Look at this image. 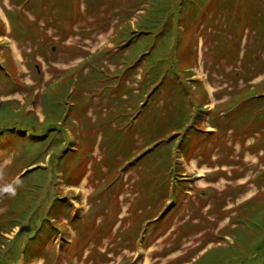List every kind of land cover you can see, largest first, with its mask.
<instances>
[{
  "label": "rangeland",
  "instance_id": "rangeland-1",
  "mask_svg": "<svg viewBox=\"0 0 264 264\" xmlns=\"http://www.w3.org/2000/svg\"><path fill=\"white\" fill-rule=\"evenodd\" d=\"M29 2L0 0V264H191L207 252L211 255L197 264H264V122L251 110L253 102L242 113L240 105L230 104L264 93V42L256 36L264 9L252 11L256 19L231 31L229 13L216 5L206 7L203 13L210 15H200L189 27L182 20L181 0ZM154 4L171 9V18L159 17L153 26L156 35L168 23L163 37L146 35L131 42L122 32L116 35L128 15L134 30L146 29L139 23L153 20L151 15L162 16ZM142 34L146 32L135 35ZM111 48L101 55L107 61L96 64ZM143 49L150 51L148 59ZM115 53L134 56L136 86L146 76V62L165 74L162 88L145 94L148 118L143 119V95L129 91H124L130 100L122 101L123 116L105 110L101 116L89 98L98 102L105 86L94 82L90 96L84 93L86 105L68 101L62 112L64 101H52L50 115L53 108L66 123L46 138L57 127L35 122L46 118L43 93L59 88L55 93L61 96L65 80L73 75L70 91H83L81 77L92 66L99 71L108 64V71L120 72L118 55L111 57ZM101 96L108 110L114 109V95ZM180 101L199 113L197 121L192 111L186 134L176 132L157 146L152 141L162 131L158 125L175 124L172 113ZM163 112H168L164 121ZM101 121L108 128H101ZM142 127L145 133L139 131ZM116 142L125 145L117 157L110 147ZM161 153L173 162L162 193L163 176H151L146 183ZM113 156L122 168L115 170L114 179V174L107 176ZM29 160L36 162L25 168ZM112 183L117 187L113 194L106 188ZM36 184L39 194L33 191ZM256 208L260 227L248 219ZM154 213L158 222L151 224ZM51 216L55 218L49 220ZM49 222L62 227L60 236L35 245L32 237L43 236L42 226L48 230ZM214 247L222 250L210 251Z\"/></svg>",
  "mask_w": 264,
  "mask_h": 264
},
{
  "label": "trees",
  "instance_id": "trees-1",
  "mask_svg": "<svg viewBox=\"0 0 264 264\" xmlns=\"http://www.w3.org/2000/svg\"><path fill=\"white\" fill-rule=\"evenodd\" d=\"M14 1H16V0H12V2H14ZM32 1L33 0H30L29 4ZM245 3H246V5H245ZM168 5H169V2H167V6ZM215 5H216V7L219 6L220 10H222V13H224V14L226 12L229 13V17H228L229 18V22H228V24L230 23L231 31H233L234 27H237L239 24L241 25V24L244 23V25H246V24L248 25L250 23V21H253L255 17L252 15L253 14L252 11L260 10V12H261L262 8L264 9V7H263L264 4H261V2L259 0H181L180 9H182L183 16L185 15L184 17L182 16V20L187 21L188 22L187 26L190 27V23L191 22H195L196 23V21H197V19L199 18L200 15H203L204 17H205V15L206 16L210 15V11L209 12L206 11V14L203 13V11L205 10L206 7H209V6H211V7L214 6L215 7ZM184 7L186 8L185 10H184ZM153 9H154V12L155 11L163 12V15L162 16L151 15L150 18L153 19V20H150V19L147 20V18H146L143 21H141L139 24L142 27L146 26L147 27L146 29L139 30V29L136 28L134 30L131 22H128L131 19L132 15H128V16H126V20L127 19H129V20L127 21V23H124V25L121 27V29L119 31H117L118 33L116 35H119L122 32L121 33L122 38L130 40L131 42L132 41L133 42L137 41L138 38L146 36V35H150L149 38L152 39V40H156L157 38L163 37L165 32H167V28L169 26L168 23H164L163 24V29L158 30V33L156 35H154V33H155V31H157V29L153 28V26H155L159 20L161 21V19H159V17H167V16H169L171 18L172 16L169 15V11H171V9L164 8L163 6H162V8H160L156 4L153 5ZM261 13H263V11ZM147 14L149 15L148 12H146V15ZM149 20H150V24H148ZM258 24H260V25L256 27V29H257V35L256 36L260 37V39H259L260 42H264V22L263 23L259 22ZM119 25L120 24H118L117 26H119ZM129 27H130V30H128ZM249 27H250V25H249ZM127 31H129L130 33L127 32ZM140 31H142V32L145 31L146 34L135 35V34L140 33ZM131 33H133V34H131ZM151 36H152V38H151ZM172 36H174V35L172 34L171 38H172ZM115 39H116V37L114 38V41H115ZM145 49H146V47H145ZM145 49H143V51ZM111 51H112V48L108 49L106 52H102L99 55V57H98V59L96 61V64L99 61L100 62L101 61H107L105 59L103 60L102 56H104V54H110ZM145 51L146 52L143 53V54L148 59L150 51L148 49L145 50ZM139 52H140V50L138 51V53ZM115 55H118L119 59L113 58ZM245 56H247V55H245ZM111 57L113 59H115L117 65H119V64L122 65V66H120V69H119L120 72L118 71L117 73H114L112 71H108V66H109L108 64H106V68H101V69H99V71H97V67H95V66L93 67L92 66V70H89V72L87 74H85L84 77L82 76L83 77V78L81 77L82 80L80 79L82 81V83H83L81 85L83 91L80 90V89H76V88H75V90L73 92L70 91L73 82L76 80L75 79V75H73L72 77H70V78H68L66 80L64 79L65 80V82H64L65 83L64 84L65 92L63 94L61 93V96L58 94L59 92L57 94L55 93V91L59 90V88H57V89L54 88L55 91L53 93L50 92V91H48V93H43L42 98H44V100H46L45 104H44V101H43V104H44V109L43 110H44V113L46 114V118L43 121V123H39V120L35 121V122H36V124L38 126H43V128H44V126L46 124L48 126H50V128H51V126L57 127L56 129H51L50 131H48V135H47L46 138L49 137L50 133L58 132L59 128L64 126L65 123H66V117L63 118V117H60V115H55V111H54L53 108H52L51 115H50V106L52 105V101L55 100V99L64 101V104H63V107H62V112L66 111L65 109H67L68 101L77 100L81 105H86L89 102V99H90V102L92 101L93 104L96 106V108H99V109H96V110H97V112H100L101 116H103L102 115V114H104L103 110H105V111H108L107 115L109 113L113 112L116 115V118H120V116H123V114L121 112L122 111V107H123V102L122 101L123 100H130V96L127 93H125L124 91L134 92V93H137L138 95H143V97L140 100L141 104L144 107L142 112L143 113H147L146 116H143V119L146 120L148 118V116L150 115L151 111L145 108V106L147 105L146 102L144 101L145 94L151 95V94L154 93V91L156 89L162 88V85L164 84V82L166 80L165 74H163L159 70H156V68H154L151 65L150 66L146 65V63H147L146 62V63L143 64V66H147L146 67L147 69L145 71L146 72V76H144L143 79H140L141 80L140 84H142V85L136 86L133 83L136 80L135 78H133V76L136 73V68H137V67H135L136 60H134V56L133 57L129 56V58H126L122 53H120V54L115 53ZM0 72H1V69H0ZM190 72L191 71H189V73L187 74V75H189V77H191V75H192ZM106 79H109V80L116 79V80H115L114 84L103 83ZM194 81L198 82V80H194ZM94 82H100L105 87H107V86L109 87V88H105V87L101 88L99 96L96 97L98 102H95L94 99H91V98L88 99L87 98V96L89 97L90 94H91V92H90L91 88L95 85ZM198 83H200V82H198ZM86 88H87V91H84ZM108 89H110V90H108ZM86 92H88L89 95H87V96L84 95V93H86ZM109 92H110V94L114 95V99H113V101H114L113 102V104H114L113 108L114 109H111V110H108V107H110V105L101 96V95L104 96V94H107ZM121 95H127V97L126 98H122ZM255 95L257 96L258 94H255ZM255 95L253 94V95H251V97H250V95H249V97H247V98H250V101H248V100L240 101L241 100V97H240L237 101H231L230 104H233V105L236 104V107H238L240 105V108H239L240 110L239 111H241V113L242 112H246L247 110L250 111L249 108H250V105H251L252 106L251 110H253V108H255L257 110V112H258V116H261L262 117V121L264 122V93L261 92L258 98H255L254 97ZM207 97L208 96L203 97V99L206 100ZM249 102H251V103L253 102V104L248 105ZM79 103H78V106H77L78 108H80L79 107ZM164 104H165V108H166L168 105L166 103H164ZM204 104L205 103H203V105ZM230 104L228 103V105H226L225 108L229 107ZM233 110L234 109L232 108V111ZM192 111H193V113H195L193 120L196 122L197 119H198L197 116H198L199 113L195 112V109H193V106L190 107V105H186L185 103H183L181 101L178 102V105H176V107L174 108V111L172 113L173 117L176 118L175 124L174 125H164L163 123L159 124L158 127L162 131H160L157 135H155V137H154L155 139H153L152 142H155V144L157 146H159L160 144H164V142L170 141L173 138L172 135L174 133H176V132L183 133V135H185L186 134V129L190 127V125L187 124V120H190V118H191L190 116H191V112ZM201 111H203L202 108H201ZM81 112H84V108L81 110ZM227 112L229 113V111H227ZM104 116H106V112H105ZM167 116H168V112H163L162 115H161L162 121H164ZM229 116H227V117H229ZM235 116H236V112H235ZM240 116L241 115H239V117ZM258 116H257V118H258ZM59 120H62V121H65V122L60 126V125H58V121ZM114 126L118 127L120 125L116 124ZM106 127L108 128V126L105 125V122L101 121V128L105 129ZM139 131H141L142 133L146 132V130L143 129V127ZM23 135H25V134H23ZM50 141H52V140L50 139ZM182 143H183L182 140H180L179 146H181ZM111 144L112 145L110 147L115 152L116 157H117V152L121 151L125 145L122 144V143H118V142L111 143ZM148 144H151V141H149L148 143H145L143 146H146ZM167 146L168 147L171 146V142H168ZM90 149H91V146H90ZM169 149H170V152H171V147ZM116 157L113 156V168H109V165H108V169H107L109 171V174L107 176L109 177V176H112L114 174L112 176L113 179L116 177L115 170H118L119 168L122 169L121 166H120L121 164L118 165V161H117ZM128 159L130 160V158H128ZM159 161H161V162H159V163L153 162L152 163V170H151L150 175H148V177L146 179V183L151 182V180H150L151 176H154V177H162L163 176V178H162L163 179V182H162L163 186L161 187V193H162L165 190L167 191V188H166L167 187V185H166L167 182L165 181V178H166L165 175H166L167 171H170L172 169L173 162L170 159V157L165 158L162 153H161V158L159 159ZM35 162H36V160H29L30 164H27V166H25V168L30 167ZM38 169H35L34 171H36ZM170 172H172V171H170ZM24 177H26V175L21 177L19 179V181H17L16 184L12 188H10L8 190V193H7L6 196H8L16 188L17 185H20V183H21V181L23 180ZM263 177H264V174H263ZM44 187H45V184H44ZM106 188H107V190H109L111 188L109 190L111 192V194L116 193L114 191L115 188H117L115 183L110 184V186H107ZM33 191H34L35 194L41 193V189L39 191L38 184H36V187L33 188ZM161 193H159L158 195H161ZM93 197H95V198L90 199L91 202L93 200L95 201L96 198H97L96 195L93 196ZM155 198H157V196H154L153 200H157L158 199V198L157 199H155ZM20 201H23V197L20 199ZM55 201H57V199ZM103 202H104L103 204H105L106 207L107 206H111V203H109L108 201H105L104 199H103ZM260 208H261V204L259 205V212H260ZM157 211H156V213H157ZM259 212H258V208L253 209L252 211L249 212V214L253 215L254 218H248L251 221L254 219V224H256L255 226H257V227H260V223H261V221L257 218L259 216V214L261 213V212L260 213ZM158 214H160V213H158ZM255 215H256V217H255ZM54 218H55V216H51V218H49V220H53ZM149 218L151 220H148ZM149 218H147L146 220L150 221L151 224L158 222V221H154V219L156 218L155 213L153 214V216H151ZM256 219H258V220H256ZM238 221H245V218L240 217L238 219ZM108 223H109V221H108ZM246 224L249 225L250 223H246ZM45 225H47L48 230H45L46 228H44V226H42V229H43L42 232L44 233L43 236L40 237V235H39V237H32L33 238V243L35 245L41 246L42 244H44V242L46 240H50V239L52 240V238H54L57 235H58V237L60 236L58 234L59 233L58 230L61 229L60 226L57 227L55 224H52L51 222H49L50 226L48 225V223L45 224ZM110 228H112V226H110L109 229ZM82 234H84V230L81 228L80 235H82ZM232 235L235 236L234 234H232ZM132 239H134V238H132ZM35 242H38V244L35 243ZM230 247H231V244H229L228 248L230 249ZM216 249L218 250V247L217 248H215V247L211 248L210 251H215L216 252L217 251ZM221 250H218L217 253H219V251H221ZM32 252L33 251L30 252L29 258L31 256ZM39 253L40 252H35L34 255H38ZM208 254H209V252L205 253L202 256H199L196 260L191 262V264H197L199 261H201L203 258H205ZM209 255H211V254H209ZM221 256H222V254L221 255L217 254V257L221 258ZM47 258H48V256L45 259H47ZM220 264H223V260L221 261Z\"/></svg>",
  "mask_w": 264,
  "mask_h": 264
}]
</instances>
